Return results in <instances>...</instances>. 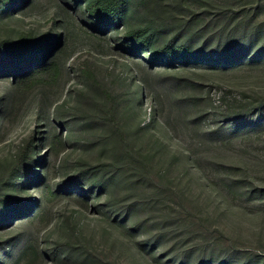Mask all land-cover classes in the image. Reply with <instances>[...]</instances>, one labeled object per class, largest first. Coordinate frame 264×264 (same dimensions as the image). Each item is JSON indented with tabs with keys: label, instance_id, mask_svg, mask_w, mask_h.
Listing matches in <instances>:
<instances>
[{
	"label": "rangeland",
	"instance_id": "374dc122",
	"mask_svg": "<svg viewBox=\"0 0 264 264\" xmlns=\"http://www.w3.org/2000/svg\"><path fill=\"white\" fill-rule=\"evenodd\" d=\"M88 3L0 0V264H264V0Z\"/></svg>",
	"mask_w": 264,
	"mask_h": 264
},
{
	"label": "trees",
	"instance_id": "16d2710c",
	"mask_svg": "<svg viewBox=\"0 0 264 264\" xmlns=\"http://www.w3.org/2000/svg\"><path fill=\"white\" fill-rule=\"evenodd\" d=\"M76 3H81L88 1V11L92 16L95 18V20L102 24L105 27H110L112 25H119L121 23V17L123 14L126 13L125 9V0H74ZM145 36L144 31H131L127 33L126 37L129 40H135L138 42L139 45H142L144 43L143 37ZM27 39H31L30 37L26 36ZM43 42V41H42ZM49 44V41L47 42ZM50 45V44H49ZM49 47L48 45H46ZM153 56L157 60H167L169 65H173L176 61V57L173 55H170L165 50L156 51ZM204 56V52H198L195 54L193 58H196L198 60H201ZM236 56V55H234ZM180 60L185 59H192V57L187 56L183 54L180 56ZM235 57L233 58H227L226 63L230 62L231 64L234 63Z\"/></svg>",
	"mask_w": 264,
	"mask_h": 264
}]
</instances>
